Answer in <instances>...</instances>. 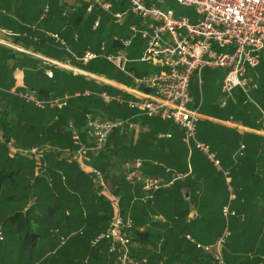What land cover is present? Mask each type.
<instances>
[{"label": "trees", "instance_id": "1", "mask_svg": "<svg viewBox=\"0 0 264 264\" xmlns=\"http://www.w3.org/2000/svg\"><path fill=\"white\" fill-rule=\"evenodd\" d=\"M45 3L46 0H0V27L18 34L12 36L13 42L24 46L31 44L41 54L59 59L70 57L66 47L78 55L88 46L96 49L101 41L106 42L109 50L118 48L119 44L113 41L112 35L122 31L111 22L107 12L94 7L87 12L89 5L82 3L77 12L63 14L64 1L51 0L48 2V12L39 19ZM124 6V2L114 3L112 9ZM98 15L101 16L100 24L96 30H92ZM14 16L26 25L18 24ZM127 19L129 22L133 18ZM45 31L57 33L65 45L45 36ZM3 46L0 45L1 255L4 256V234L7 230L17 264H53L62 253V247L56 249L57 246L74 228L80 235L77 240L85 245V264H98L102 258L107 264H116L114 254L108 252L107 241L93 243L107 228L114 209L97 181L79 169L73 158L75 147L67 125L72 121L75 128L81 131L87 114L114 120L127 117L129 109L115 101L105 103L98 95L70 97L61 109H38L10 91L11 71L4 63L5 55L15 65L27 69L25 83L36 90L41 98L51 94L72 95L86 88L98 93L101 86L84 76H74L67 70L55 67H52L53 74L49 78L39 69L38 60ZM263 58L253 69L258 70L264 65ZM85 69L118 78L113 66L103 60L90 61ZM248 76L250 81L255 82L254 73ZM256 84L257 88L250 92L251 100L240 89H235L224 107L218 106V98L209 104L210 112H207L214 118L226 119L231 116L240 124L257 126L258 107L264 110V83L260 86L259 82ZM105 89L109 94L118 92L109 87ZM124 97L128 98V95ZM145 119L148 130L137 132V137H131L127 143L122 141L120 126L116 127L92 162L102 172L109 192L119 198L121 214L133 221L129 232V255L137 264H219L211 252L197 248L196 243H213L227 226L230 235L221 248L224 262L264 264V233L260 224L263 208L252 205V201H257L256 188L247 187L250 189L245 190L247 196L243 198L247 205L242 206L240 199L244 191H238L231 179L235 199L230 202V210L234 213L227 217L222 213L228 192L221 163L229 159V151L239 144L241 136L235 130L213 121H198L196 140L206 144L209 151L214 153L221 170L215 168L205 153L191 143L189 173L188 149L180 139L181 129L169 121ZM166 131L171 132L170 138H156L157 133ZM33 146L41 149L40 157L22 152ZM244 153L231 168H236L245 159ZM135 158L156 162L157 165L149 164L151 170L143 172L145 175H164L161 165L187 175L144 199L140 185L125 180L124 163L132 162ZM147 160L142 168L150 162ZM255 174L253 181L256 184L260 176L259 173ZM193 210L197 213L194 217ZM242 214H247L248 218L241 221ZM186 234L193 241L186 239ZM102 248H105L108 256L101 255L99 250Z\"/></svg>", "mask_w": 264, "mask_h": 264}, {"label": "built area", "instance_id": "2", "mask_svg": "<svg viewBox=\"0 0 264 264\" xmlns=\"http://www.w3.org/2000/svg\"><path fill=\"white\" fill-rule=\"evenodd\" d=\"M49 1V0H48ZM179 4L192 6L195 11L194 19L186 16H175L172 10L164 9L153 4H146L145 0H126L127 7L121 10H112V3L104 0H93L96 7L111 12L115 24L122 25L129 15L137 17L145 26L130 24L125 36L115 35L113 41L119 44L115 51H106L105 41H101L97 49L87 47L82 54L71 53V58L87 64L90 61L101 59L126 74L133 84L151 92L143 97L125 98L121 95H112L105 91L93 92L89 89L67 93L61 96L50 95L47 98L38 96L36 90L23 86L14 93L26 103L33 104L38 109L57 108L66 105L73 96L98 95L104 102L115 101L125 105L139 114L158 118L178 126L181 129V140L187 145L194 143L215 168L221 170L220 164L213 152L206 144L196 140L197 123L200 115L196 108L189 106V81L193 73L199 75L204 67L222 70L219 87L220 106H224L228 97L235 89H240L245 97L251 100L250 92L257 88V84L250 81L248 69L257 67L264 56V0H176ZM48 6L44 7V13ZM42 16V17H43ZM99 24V18L93 23V29ZM0 33L12 37L15 32L1 28ZM48 36L63 44L57 33L45 31ZM141 39L143 47L137 58H129L127 50L134 40ZM1 44L22 51L5 40ZM226 49V50H225ZM139 61L153 65L156 70L151 73L134 74L127 69V63ZM45 64L62 67L58 62L43 59ZM47 77H52V69H44ZM259 116L256 120L259 130L264 133V110L258 107ZM123 124L122 121L100 119L87 114L84 131L87 141H84L72 121L68 122L70 138L74 145V156L82 170L90 167L93 179L101 186V192L110 201L114 212L109 219L104 232L93 241L105 240L108 242L109 252L115 256L116 264H137L129 255L130 229L133 221L129 216H123L119 205V198L111 194L104 183L102 174L90 166L91 158L96 156L104 147L109 134ZM245 146L240 144L234 158L243 155ZM23 153L40 157L41 149L36 146ZM143 160L135 158L132 162L124 163L125 180L132 184H139L143 198H150L160 188H165L177 180L182 179L185 173L176 172L171 179L165 180L159 176L145 175L141 168ZM225 177L228 198L222 208L225 217L234 212L230 210V202L235 199L233 187L228 180V173L222 170ZM195 211L192 217L196 216ZM230 232L225 226L221 234L211 244L196 243L197 248L212 253L219 264L225 263L221 248ZM186 239L193 241L190 235Z\"/></svg>", "mask_w": 264, "mask_h": 264}, {"label": "crops", "instance_id": "3", "mask_svg": "<svg viewBox=\"0 0 264 264\" xmlns=\"http://www.w3.org/2000/svg\"><path fill=\"white\" fill-rule=\"evenodd\" d=\"M49 1H51V0H49ZM49 1L46 0L45 5H43L42 13L39 16V19H42L46 15V13L48 12L47 11L45 13V15L43 16L44 7L46 5L48 6V10H49V4H48ZM63 1L65 3V9H64L63 14L64 13L65 14H69V13L73 14V13L77 12L78 7L82 3H86L87 5H89L87 7V12H89L90 9L93 8V7L96 8V9H100V10L104 11L103 9H101L99 7H96L93 4V0H63ZM104 1L111 2L112 3V7H113L114 3L120 4L121 2H124L125 6L123 8L116 9V10H121V9H124V8L127 7L126 0H115V2H113V0H104ZM145 3L146 4L156 5L151 0H145ZM104 12H106V11H104ZM86 13L84 14V16L86 15ZM107 13L111 17V22L113 24H115L113 19H112L111 12H107ZM129 17H132L133 19H131V21L128 22L129 19H127V18H129ZM97 18H99V24H100L101 16L98 15L95 18V20ZM127 18H125V20L123 21L122 25L119 26V25L115 24L119 28H121L120 30L122 31V33L113 34L112 37L115 36V35L125 36L127 34V32H128V26L130 24L134 23V24H137L138 26H142L144 24L143 26H145V23H143L137 17L129 15ZM14 20H16V22H18V24L26 25V24H22V21H20L18 18H16V16H14ZM95 20H94V22H95ZM135 20H138L139 22L137 23ZM99 24H98V26H99ZM92 26H93V24H92ZM97 27L95 29H93V27H91V28H92V30H96ZM74 38H75V35H74ZM32 39L36 41L35 38H32ZM0 40H5L6 42H8L10 44H13L12 46L19 47V49H22V51L16 50V49H14V48H12L10 46H6V45L0 43L1 46L4 45L3 47H5V49L8 48V49L13 50V51L25 53V54L31 56L32 58H34L35 60H38L37 65L39 66V69H42L43 71L46 68H51L52 69V67H54L52 65L45 64V62L43 61L44 58L47 59V60H50L52 62L61 63L63 65L62 67H55V68L67 70V71L71 72L72 75H74V76L81 75V76L86 77V79L89 80L90 82L93 81V82H95V83H97L98 85L101 86L100 92L101 91H105V92L109 93L108 90L105 89V88L109 87V88H112V89L118 91L117 93L112 94V95H121V96L124 97V95L127 94L128 98H132V97L139 98V97L151 95L150 91L136 87L133 84L132 80L126 74H124L123 72L119 71L114 66H113V68H114L115 72L117 73V77L118 78H113V77L106 76L102 72L99 73V72L94 71V70L85 69V66L87 64H81L80 62H78V61L74 60L73 58H71V53H73V52L70 51L67 47H66V49L70 53V57H65L63 59H61V58L59 59V58H55V57L46 56V55L41 54L40 52L34 50L32 48L31 44H29V46H24L23 44H19V43L13 42L12 37H8V36H6V35H4L2 33H0ZM61 40L64 42L63 39H61ZM105 44H106V42H105ZM61 45H65V42L63 44H61ZM88 47H90V46H88ZM116 49L117 48H114L113 50H109V49H107V45H106V51H111L112 52V51H115ZM137 52H138V49H132L130 51L127 50L128 57L133 59L134 55H136ZM5 57H6L5 58L6 60H5L4 63L6 65V68L9 71H11L10 72V77H11L10 91L11 92H15L18 89L22 88L23 86L27 87V89H30L25 83V71L27 69H25L24 67H21L19 65H15L13 63V60L11 58H8V55H5ZM96 60H101V59H96ZM104 62H106V61H104ZM127 69L129 71H132L134 74H136V72H135L136 70L133 67L127 68ZM155 70H156V68H155ZM155 70H153L152 72H154ZM146 73H151V72H146ZM139 74H143V73H139ZM195 74L196 73H193L192 75H195ZM192 75H191V77H192ZM248 75H249V73H248ZM191 77H190V80H191ZM0 79H1V75H0ZM252 82H254V81H252ZM200 83H201L200 75H198V84L200 85ZM254 83H256V82H254ZM86 89H88V88H86ZM83 90H85V89H83ZM51 95L52 96H56V95H53V94H51ZM189 96H190V81H189ZM228 98H231V96L228 97ZM226 102H227V100H226ZM190 104L191 105H195V104H193L192 98H190L189 105ZM120 105H122V104H120ZM218 106L221 107L220 106V102H218ZM224 106H222V107H224ZM123 107L127 108V110L129 109L125 105H123ZM190 107L197 109V112L200 115L199 121L201 119H207V120L213 121V122L218 123L219 125H221L223 127H226L228 129H231V130H235L241 136V140H240L239 144L234 146L229 151V155H228L229 159H224L221 164H222V167L224 168V171L228 173L229 182L232 179L233 185L235 186V184H236V186H235L236 189L238 191H240V192H241V189H242V191H244V193L242 194V198L240 199V201L242 202V206H246L247 205L246 199L243 200V198H245V196H247V195H245L246 194L245 190H248V189L251 188V186H254L256 188L255 189V192H256L255 195H258V196H257V201L256 200L252 201V205L257 206V207L262 206L263 213L261 212V214H264V133H262L259 130L258 125L257 126L256 125L255 126H248V125H245V124H240L237 121H235V119H233L231 116L227 117L226 119H218V118L212 117L209 114V112H210L209 108L208 107H203V102H200L195 107H192V106H190ZM204 109H205V111H204ZM207 110L209 112H207ZM128 111H129L130 114L127 117L116 118L113 121H122L123 124L120 126L121 129H131V130H133L135 132H138V133L141 132V131H145L146 132L148 130V126L145 124L144 120H146L145 118H147V119H152V118L148 117V116H145V115H142V114H139L136 111L131 110V109H129ZM90 115H92V114H90ZM98 118H100V117H98ZM100 119H106V118H100ZM108 120H111V119H108ZM142 121L144 122V125H141ZM78 131H79L80 136L82 135L81 138L84 141H87V137H86L84 128L81 131L80 130H78ZM170 137H171V132L170 131L159 132L156 135V138H159V139H168ZM180 139H181V135H180ZM155 143L156 142L153 141V145H155ZM240 144L245 145V150H246V151H244L245 152L244 153L245 159L243 161H241L236 168L233 169L231 167L237 161V158H234V154L237 151V149H238ZM185 146L188 149V153H187V164H188V159H189V156H190V153H191V148H190V145L185 144ZM94 157L95 156H93L91 158L90 166L96 168L95 166L92 165ZM73 158L77 162V164L79 165V163L75 159L74 155H73ZM142 160H143V163H145L144 161H146L147 159L144 160L142 158ZM147 161H150V160H147ZM149 164L157 165L156 162H154V161L148 162L145 167L141 168L142 173L143 172L146 173L145 171L151 170L149 168ZM158 165H161V164H158ZM161 166L164 168V175H160L159 177H162L165 180H167V178L173 177V175L177 172V171H175L174 169H172L170 167H167V166H164V165H161ZM78 167H79V169L82 172H84L87 175H90L91 177H93V175L90 173V167H87L85 170H82L80 168V166H78ZM96 169L102 174V172L98 168H96ZM188 169H189L188 172L190 173V165L189 164H188ZM230 171H233V172H231V174H230L229 173ZM255 173H259V176H260L259 180L256 182V184L253 181L254 176L256 175ZM261 173H263V174H261ZM185 175H187V173H185ZM104 183L108 187V183L106 182V180H104ZM247 187H250V188H247ZM193 211H195V210H193ZM159 218H161V220H163V218L161 216H158V219ZM246 218H248L247 214L246 215L242 214L240 216V220L241 221L245 220ZM260 220H261L260 224L263 227L261 231H262V233H264V215H261V219ZM79 236L80 235L76 232V230L74 228H71L69 230V232L67 233V236H64V238L62 239L63 242L60 243L61 245L59 244L60 246H57V248H56V249H58V248L62 247V253H61V256L58 257V260L55 261L53 264H57L58 262H60V264H85L86 263V259L83 258L85 245H84V243H81L79 240H77L79 238ZM56 238L58 239V237H56ZM100 251L102 252V254H101L102 256H108L105 248L100 249L99 252ZM262 257L264 258V256H262ZM98 264H107V262H106V260H104V258H102V260Z\"/></svg>", "mask_w": 264, "mask_h": 264}, {"label": "rangeland", "instance_id": "4", "mask_svg": "<svg viewBox=\"0 0 264 264\" xmlns=\"http://www.w3.org/2000/svg\"><path fill=\"white\" fill-rule=\"evenodd\" d=\"M151 1H153L159 7L172 10L175 16H186L189 17L190 19H194L195 17V11L192 6L181 5L176 0H151ZM44 25L46 26V24ZM142 46H143V41L141 39L134 40L133 45L128 49L129 51L132 49H138L137 54L134 55L133 58L138 57ZM131 67H133L136 70L135 72L137 75H140L139 73L152 72L153 70H155V67L153 65L144 62H139L136 60L127 63V68H131ZM258 70L260 71V73ZM258 70L257 68L256 69L250 68L248 69V73L255 74L254 80L257 83L259 82V86H260L261 83H264V72H263L264 65L260 66ZM199 75L201 80L200 85L198 84L197 73L195 75H192L190 80V98H192L193 104L195 105L190 104L189 106L195 107L200 102H203V107H208L210 103L212 104L219 98V94H220L219 87L222 76V70L218 68L204 67L200 71ZM137 135L138 133L135 131L132 132L131 129L130 130L122 129L120 133V136L123 137L122 141L125 143L129 142L131 137L135 139ZM147 139L150 140L149 138ZM4 243L6 247L4 250V256H2L0 253V261L3 262L1 264H17L16 255L15 256L12 255L11 236L7 230H5V234H4Z\"/></svg>", "mask_w": 264, "mask_h": 264}, {"label": "water", "instance_id": "5", "mask_svg": "<svg viewBox=\"0 0 264 264\" xmlns=\"http://www.w3.org/2000/svg\"><path fill=\"white\" fill-rule=\"evenodd\" d=\"M187 192H185V194H186Z\"/></svg>", "mask_w": 264, "mask_h": 264}]
</instances>
